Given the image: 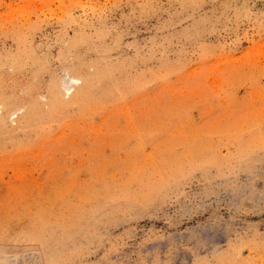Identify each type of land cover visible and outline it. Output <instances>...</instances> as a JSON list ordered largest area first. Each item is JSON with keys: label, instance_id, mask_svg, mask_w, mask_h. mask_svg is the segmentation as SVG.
<instances>
[{"label": "rangeland", "instance_id": "1", "mask_svg": "<svg viewBox=\"0 0 264 264\" xmlns=\"http://www.w3.org/2000/svg\"><path fill=\"white\" fill-rule=\"evenodd\" d=\"M0 264H264V0H0Z\"/></svg>", "mask_w": 264, "mask_h": 264}]
</instances>
